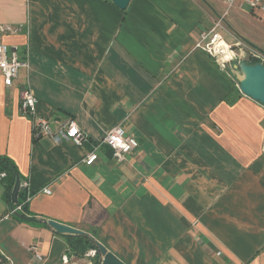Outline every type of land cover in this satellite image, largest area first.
<instances>
[{
  "label": "crops",
  "instance_id": "crops-1",
  "mask_svg": "<svg viewBox=\"0 0 264 264\" xmlns=\"http://www.w3.org/2000/svg\"><path fill=\"white\" fill-rule=\"evenodd\" d=\"M200 19L193 0H0V42L28 61L12 86L0 70V154L29 179L23 213L38 219L11 214L0 180V244L17 264L35 260L32 244L43 264L74 255L41 219L126 264H264V104L195 48ZM27 86L39 114L74 118L91 141L35 138ZM117 125L134 150L118 162L103 143L86 164Z\"/></svg>",
  "mask_w": 264,
  "mask_h": 264
},
{
  "label": "built area",
  "instance_id": "built-area-1",
  "mask_svg": "<svg viewBox=\"0 0 264 264\" xmlns=\"http://www.w3.org/2000/svg\"><path fill=\"white\" fill-rule=\"evenodd\" d=\"M237 0H225L229 6H232ZM241 4L247 3L252 9H260L264 11V0H239ZM226 14V13H225ZM218 17L211 27L204 28L200 32L199 40L195 44V48L201 49L209 54L220 69L227 71L234 75L239 72L234 66V63L240 61H247L251 63L260 62L264 64V52L257 47L247 44L241 39L229 42L224 37L221 29L225 27L224 16ZM2 30L12 29L11 27H1ZM22 66H28L27 60L19 58L17 52L8 44L0 42V70L3 76V81L6 86H12L15 78L19 74V69ZM239 87V81L236 83ZM240 88V87H239ZM38 98L30 86L25 87L21 92L20 109L25 115L31 117L32 130L35 138L49 137L57 143L63 140H71L78 146H83L91 141L88 132L83 130L74 118L65 120H57L55 117H46L37 111ZM107 144L113 151V156L118 162L125 159L126 155L134 150L136 147L135 140L126 133L122 125H117L108 130L102 140L95 141L93 148L87 152L84 157V162L88 165L93 164L99 157L98 148L101 144ZM6 175L5 172L1 176ZM20 187L27 190L26 197L23 202L18 203L15 207L11 208V214L17 211H24V203L28 202L32 197L30 190L29 179L20 181ZM44 192L51 193L49 187L44 188ZM29 249L34 253L35 260L27 264H43L45 255L38 244H32ZM98 249L96 247L90 248L86 252V257L89 264H93L92 258L96 257ZM71 256L65 254L63 256L64 264L68 263ZM0 264H17L14 258L3 248L0 244Z\"/></svg>",
  "mask_w": 264,
  "mask_h": 264
},
{
  "label": "rangeland",
  "instance_id": "rangeland-1",
  "mask_svg": "<svg viewBox=\"0 0 264 264\" xmlns=\"http://www.w3.org/2000/svg\"><path fill=\"white\" fill-rule=\"evenodd\" d=\"M193 2L197 6L198 16L201 18L196 27L197 30L206 28L215 19L226 13L224 16L225 27L221 29L226 40L233 42L241 39L264 52V11L252 9L249 4H241L239 0L232 6H229L225 0H193ZM235 77L238 82L240 72H236ZM89 260L86 253L81 257L72 255L66 264H89ZM93 264H96L94 259Z\"/></svg>",
  "mask_w": 264,
  "mask_h": 264
},
{
  "label": "water",
  "instance_id": "water-1",
  "mask_svg": "<svg viewBox=\"0 0 264 264\" xmlns=\"http://www.w3.org/2000/svg\"><path fill=\"white\" fill-rule=\"evenodd\" d=\"M112 1L122 9H125L130 2V0ZM233 66L240 72L239 87L241 92L264 104V64L260 62L249 63L247 61H240L238 63H234ZM20 188V179L18 177L13 189V199L15 202L17 201V196ZM41 221L46 222L47 225H49L59 233L83 234L90 236L83 229L62 223L55 219H41ZM90 237L93 238L99 255L102 258V261L98 264H126L113 252L109 251L103 243L96 240L93 236Z\"/></svg>",
  "mask_w": 264,
  "mask_h": 264
},
{
  "label": "trees",
  "instance_id": "trees-1",
  "mask_svg": "<svg viewBox=\"0 0 264 264\" xmlns=\"http://www.w3.org/2000/svg\"><path fill=\"white\" fill-rule=\"evenodd\" d=\"M251 63H255L252 61ZM5 172L6 175L1 176V173ZM19 177L20 181L23 179L21 178L18 166L16 162L6 154H0V180L5 184L6 187V196L11 204V207H15L18 203L24 201L26 197L27 190L25 188H20L17 196V201L15 202L13 199V189L17 178ZM28 202L24 203V208H27ZM21 220H27L31 222H38V219L34 217H28L24 215L23 212L17 211L15 213ZM45 223V222H43ZM69 245L73 250V254L77 257L83 256L90 247H96L93 240H91L88 235H69ZM95 263H97V258L95 259Z\"/></svg>",
  "mask_w": 264,
  "mask_h": 264
}]
</instances>
